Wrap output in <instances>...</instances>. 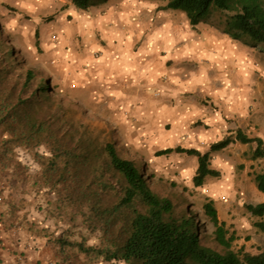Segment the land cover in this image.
<instances>
[{
	"label": "rangeland",
	"instance_id": "1",
	"mask_svg": "<svg viewBox=\"0 0 264 264\" xmlns=\"http://www.w3.org/2000/svg\"><path fill=\"white\" fill-rule=\"evenodd\" d=\"M144 1L154 4L150 11L155 14L164 10L162 7L167 2ZM94 9L86 13L71 10L69 0H0V191L10 193L7 219L10 230L20 227L32 236H42L54 243L67 264H110L100 251L122 244L126 237L125 213L111 222L109 210L120 197L124 182L107 166L104 145L113 144L122 158L131 154L126 148L118 147L123 142V129L105 89L93 93L85 83L75 88L81 79L76 77L81 68L78 58L85 55L79 30L68 34L67 26L63 25L59 42L46 35L48 45H61L63 39L67 54L77 61L68 74L61 71L65 63L61 56L55 58L50 54L53 48L35 46L34 31L38 30L35 26L38 20H41L40 25L52 22L54 29L59 28L61 17L74 28L78 13L84 16ZM182 16L178 11L173 14L180 20L179 25L184 20ZM224 22L225 15L214 11L202 25L222 31ZM42 35L41 30L39 43H42ZM240 41L252 46L249 40ZM253 47H257L256 64L262 68L264 46ZM27 71L32 72L28 82L25 81ZM41 85L47 89L36 91ZM17 103L18 110L14 111ZM214 138V142L221 139L218 133ZM236 142L229 144L223 153L236 177V181L229 175L220 177L227 178L228 193L236 182L229 196L222 197L223 192L217 193V190L207 195L208 188L215 189L220 181L209 176L189 204L183 196L185 191L188 193L187 180L174 179L173 174H168L166 164H161L160 167H165L153 173L142 163L139 167L152 191L169 198L177 211L185 210L193 218L203 245L224 253L214 241L212 227L202 214L201 206L207 200L204 196H208L209 200L223 203L217 208L218 217L224 218L226 228L235 234L233 250L243 246L249 252L264 251V235L253 227L256 218L249 216L244 208L245 204L261 201L263 193L256 190L252 176L263 169L264 160H251L249 148ZM203 147L208 150V145ZM7 176L8 184L4 182ZM137 208L143 207L138 205ZM43 225L47 228L41 230Z\"/></svg>",
	"mask_w": 264,
	"mask_h": 264
},
{
	"label": "crops",
	"instance_id": "2",
	"mask_svg": "<svg viewBox=\"0 0 264 264\" xmlns=\"http://www.w3.org/2000/svg\"><path fill=\"white\" fill-rule=\"evenodd\" d=\"M153 5L144 0H107L93 7L88 15L78 13L74 28L62 17L57 29L52 22L40 25L41 20L35 26L43 34L44 44L42 40L40 46L53 48L50 54L55 58L60 55L65 61L61 65L64 74L71 73L77 61L67 54L63 39L61 45H48L46 35L59 42L63 25L68 34L79 30L85 55L78 58L81 68L76 77L81 79L75 88L85 83L93 93L105 89L123 129V142L118 147L131 154L126 158L149 167L150 173L166 164L174 179L187 180L189 189L183 196L189 203L208 178L194 187L197 158L175 152L159 156L155 153L178 146L209 152L210 166L219 172L217 178L229 175L235 180L233 167L223 154L227 147L210 152L209 146L214 143L215 133L222 139L237 128L247 137L261 139L264 146V67L256 64L257 47L233 40L223 29L218 31L202 23L192 29L184 13L179 25L180 20L173 17L178 10L164 9L155 14L150 11ZM203 145H208L207 151ZM236 145L247 146L251 152L256 146ZM4 180L8 184L9 176ZM227 184L226 177L220 179L215 189L208 188L207 195L211 190L223 192L222 197L231 195L236 182L230 193L226 192ZM260 197L264 202V193ZM204 198L209 200L208 196ZM213 203L216 211L223 205L217 200ZM8 214L10 193L0 191V264L68 263L57 251L59 247L44 237L32 236L20 227L10 230ZM219 220L226 222L224 218ZM46 228L43 225L41 230Z\"/></svg>",
	"mask_w": 264,
	"mask_h": 264
},
{
	"label": "trees",
	"instance_id": "3",
	"mask_svg": "<svg viewBox=\"0 0 264 264\" xmlns=\"http://www.w3.org/2000/svg\"><path fill=\"white\" fill-rule=\"evenodd\" d=\"M107 0H69L71 6L80 12H89ZM162 9L178 10L184 13L190 26L202 23L212 12L225 15L224 32L235 40H249L252 46H264V0H167ZM35 46H39V33L34 31ZM32 72L27 71L25 81H30ZM42 85L35 90L43 92ZM18 110V103L14 111ZM255 143L251 160H264V146L261 139L247 137L240 129L212 143L210 152L220 151L232 142ZM104 153L107 166L117 173L124 182L117 202L109 210L111 222L125 213L126 237L121 245L101 250L105 261L110 264H264V251L256 254L246 252L241 246L232 249L235 234L229 232L225 222L220 221L212 200L205 201L202 214L212 227V235L220 253L201 243L200 233L193 218L185 210H176L167 197L152 191L141 168L132 160L118 155L111 143H105ZM171 152L195 156L197 168L192 183L201 186L206 177H218L219 172L210 166L209 152L202 153L192 148H167L155 153L156 156ZM56 154V153H55ZM257 191L264 193V167L252 176ZM141 205L143 208H137ZM245 210L256 220L253 227L264 235V202L245 204Z\"/></svg>",
	"mask_w": 264,
	"mask_h": 264
}]
</instances>
